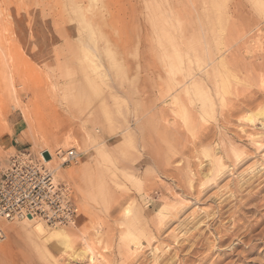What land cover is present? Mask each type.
I'll return each instance as SVG.
<instances>
[{
  "label": "rangeland",
  "instance_id": "374dc122",
  "mask_svg": "<svg viewBox=\"0 0 264 264\" xmlns=\"http://www.w3.org/2000/svg\"><path fill=\"white\" fill-rule=\"evenodd\" d=\"M25 148L78 213L0 264H264V0H0V174Z\"/></svg>",
  "mask_w": 264,
  "mask_h": 264
},
{
  "label": "built area",
  "instance_id": "2783aa9c",
  "mask_svg": "<svg viewBox=\"0 0 264 264\" xmlns=\"http://www.w3.org/2000/svg\"><path fill=\"white\" fill-rule=\"evenodd\" d=\"M42 152L33 154L28 148L11 155L0 174V239L4 221L23 218L40 219L46 224L73 223L78 213L70 188L57 182L48 166L52 160ZM45 154V153H44ZM60 164L75 163L78 153L74 149L56 153Z\"/></svg>",
  "mask_w": 264,
  "mask_h": 264
},
{
  "label": "bare ground",
  "instance_id": "6f19581e",
  "mask_svg": "<svg viewBox=\"0 0 264 264\" xmlns=\"http://www.w3.org/2000/svg\"><path fill=\"white\" fill-rule=\"evenodd\" d=\"M256 143H260V142H258V141H256ZM261 144V143H260ZM20 150H22V149H20ZM19 150H16L13 154H15L16 152H18ZM45 151H48V149L47 148H43V150L41 151L42 153H43V155H45L44 154V152ZM12 154V155H13ZM264 157V156H263ZM46 158V157H45ZM224 162V161H223ZM261 165V164H260ZM59 167V166H58ZM223 164L221 163V161L220 162H217V164H216V171H214V172H216V173H213V175H215V176H217L218 175V173L217 172H220L222 169H223ZM248 170V169H247ZM225 172V171H224ZM258 172V171H257ZM254 175H255V173H254ZM257 176V175H256ZM259 176V175H258ZM244 185H247L248 187H249V185L251 186L252 185V182H251V179H246V180H244L242 183H240L235 189H234V191L235 192H241V188H243V186ZM235 186V185H234ZM248 187H246V188H248ZM234 188V187H233ZM245 188V187H244ZM247 196L246 197H249V196H252V194L250 195V193H248V194H246ZM250 200V199H249ZM246 201H247V199H246ZM252 206V205H251ZM23 222L24 221H31V222H33L35 225H34V227H33V230H34V232H36L38 235H40V236H42L45 240L44 241H47V240H50L51 238H53V239H57L58 241L59 240H63V239H66V238H68L69 236L65 233V230H59V229H54L53 227H52V229H46V226H44L45 224V222L44 223H42V222H40V221H38V220H36V218H34V219H31V218H23V220H22ZM19 222H21V221H19ZM27 225H29V224H27ZM46 225H48V224H46ZM48 226H50V225H48ZM188 226V225H187ZM32 230V229H31ZM219 236V235H218ZM221 240V239H220ZM53 244V243H52ZM194 244V243H193ZM41 245H45V242H42V244ZM88 245V244H87ZM214 245V244H213ZM89 246V245H88ZM91 246V245H90ZM253 246V245H252ZM45 247H48V246H45ZM92 247V246H91ZM88 250H90L91 251V249H90V247H89V249ZM93 250V249H92ZM82 252H85V251H82ZM80 254V253H79ZM226 254V253H225ZM232 254V253H231ZM81 255V254H80ZM76 257H77V255H75ZM80 257V256H79ZM80 258H82V256L80 257ZM89 260L91 261V262H93L94 261V254L91 252V254L89 255ZM174 260V259H173ZM208 261V260H207Z\"/></svg>",
  "mask_w": 264,
  "mask_h": 264
}]
</instances>
